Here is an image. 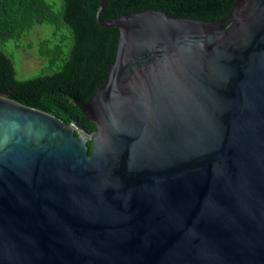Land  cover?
Returning a JSON list of instances; mask_svg holds the SVG:
<instances>
[{
	"label": "water",
	"instance_id": "95a60500",
	"mask_svg": "<svg viewBox=\"0 0 264 264\" xmlns=\"http://www.w3.org/2000/svg\"><path fill=\"white\" fill-rule=\"evenodd\" d=\"M107 1L95 130L0 93V264H264V0L213 20Z\"/></svg>",
	"mask_w": 264,
	"mask_h": 264
},
{
	"label": "trees",
	"instance_id": "16d2710c",
	"mask_svg": "<svg viewBox=\"0 0 264 264\" xmlns=\"http://www.w3.org/2000/svg\"><path fill=\"white\" fill-rule=\"evenodd\" d=\"M100 0H0V93L52 112L66 122L76 121L87 131L96 129L80 107L105 80L115 56L119 30L96 20ZM235 0H108L102 13L110 19L143 8L168 11L174 16L218 19ZM38 25L52 26L26 41ZM41 28V27H40ZM34 48L43 59L40 74L19 78L15 51ZM77 133V131H76ZM91 145V141L88 143ZM91 153L92 150L89 149Z\"/></svg>",
	"mask_w": 264,
	"mask_h": 264
},
{
	"label": "rangeland",
	"instance_id": "374dc122",
	"mask_svg": "<svg viewBox=\"0 0 264 264\" xmlns=\"http://www.w3.org/2000/svg\"><path fill=\"white\" fill-rule=\"evenodd\" d=\"M49 1H56L57 5L61 4V0H49ZM41 27V28H40ZM50 30L52 32V26L50 25H38L35 26V29L31 31V34L26 37V41L30 38H37L43 34H45L44 30ZM9 46L12 47L15 51V61H16V68L18 71L19 78H28L32 76H36L40 74L41 65L43 64V59L39 56L34 48L23 47L22 49H16L15 43L10 41L8 43Z\"/></svg>",
	"mask_w": 264,
	"mask_h": 264
}]
</instances>
